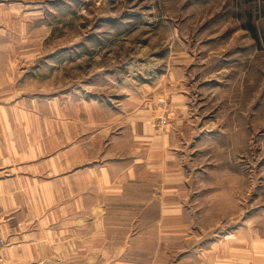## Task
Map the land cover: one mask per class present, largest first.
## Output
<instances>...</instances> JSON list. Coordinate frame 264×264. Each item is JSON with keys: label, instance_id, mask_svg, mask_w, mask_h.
Returning <instances> with one entry per match:
<instances>
[{"label": "crops", "instance_id": "0c3cea01", "mask_svg": "<svg viewBox=\"0 0 264 264\" xmlns=\"http://www.w3.org/2000/svg\"><path fill=\"white\" fill-rule=\"evenodd\" d=\"M17 2L0 0L2 264H264V219L252 216L264 205L251 204L248 221L230 231L222 216L198 220L229 191L192 186L183 68H162L144 52L103 66L84 97L33 92L28 80L42 48L33 44L31 5L19 2L18 11ZM96 82L121 92H97ZM149 94L169 100L166 128L149 123Z\"/></svg>", "mask_w": 264, "mask_h": 264}, {"label": "rangeland", "instance_id": "374dc122", "mask_svg": "<svg viewBox=\"0 0 264 264\" xmlns=\"http://www.w3.org/2000/svg\"><path fill=\"white\" fill-rule=\"evenodd\" d=\"M11 1H18V11L19 2L27 9L31 5L33 44L42 48L34 58L37 76L28 80L30 90L74 91L84 97L103 66L120 67L144 52L156 53L152 56L162 68L176 64L187 77V85L178 90L188 94L190 104L185 124L192 125V144L186 147L192 186L229 191L214 197L224 201L204 205L208 215L198 220L212 224L223 218L222 230L230 231L248 221L251 204L264 205V0ZM79 44L80 51L73 52ZM63 49L64 60L50 59ZM95 86L97 92H121L98 82ZM159 100L170 104L153 94L142 101L150 120ZM166 114L165 128L169 107ZM252 216L264 219L261 211Z\"/></svg>", "mask_w": 264, "mask_h": 264}, {"label": "built area", "instance_id": "2783aa9c", "mask_svg": "<svg viewBox=\"0 0 264 264\" xmlns=\"http://www.w3.org/2000/svg\"><path fill=\"white\" fill-rule=\"evenodd\" d=\"M157 105V107H155V111L151 117L150 122H152V124L154 126H156L157 128H164L165 127V122L167 121V109H168V105L166 103V101L164 100H159L155 103V106ZM7 244L6 238L4 237V235L1 233L0 231V264L3 263V259H2V255H1V250L3 249V247H5Z\"/></svg>", "mask_w": 264, "mask_h": 264}]
</instances>
